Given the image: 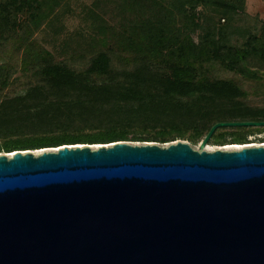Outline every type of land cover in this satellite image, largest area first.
Returning a JSON list of instances; mask_svg holds the SVG:
<instances>
[{"label": "trees", "instance_id": "trees-1", "mask_svg": "<svg viewBox=\"0 0 264 264\" xmlns=\"http://www.w3.org/2000/svg\"><path fill=\"white\" fill-rule=\"evenodd\" d=\"M245 7L246 0H97L86 12L85 68L45 53L24 63L40 82L18 89L10 82L16 70L0 58V154L127 142L132 128L143 134L134 142L195 146L217 124L264 122V102L216 76L264 79V25L241 28ZM59 9V0L1 1L0 50L19 44L33 58L34 30ZM230 129L264 127L219 128L209 144L227 145ZM247 137L241 132L232 144Z\"/></svg>", "mask_w": 264, "mask_h": 264}, {"label": "water", "instance_id": "water-1", "mask_svg": "<svg viewBox=\"0 0 264 264\" xmlns=\"http://www.w3.org/2000/svg\"><path fill=\"white\" fill-rule=\"evenodd\" d=\"M0 154V264H264V145Z\"/></svg>", "mask_w": 264, "mask_h": 264}, {"label": "rangeland", "instance_id": "rangeland-1", "mask_svg": "<svg viewBox=\"0 0 264 264\" xmlns=\"http://www.w3.org/2000/svg\"><path fill=\"white\" fill-rule=\"evenodd\" d=\"M1 1L3 0H0V2ZM96 1L97 0H59L60 9L52 18L51 24H46L39 30H34V35L31 41L36 42L37 46L31 51V54L34 55L33 58H30V56L27 57L25 54L26 50H29V48L26 46H20L19 44H12L6 47L5 50H0V58L5 60L7 67L11 68L12 70H16L10 80V82H17L16 88L18 86V89L23 88V86L31 82H40V80L34 79L30 69H26L24 63L26 62L25 60H27L26 65H28V62L31 60H40V56L44 55L45 53L46 57L43 58L45 60H52L54 63H69L79 69H83L87 66L88 58L86 59V51L84 50L86 49V46L82 44L84 38L83 36L86 32H88V15H86V12L93 6V4L96 3ZM104 19L108 22H112V16L109 14L104 16ZM238 24L243 29L246 27L254 28L257 26L258 28H261L264 25V0H246L245 14H243L242 19ZM216 76L218 78L233 79L236 82H240L250 93L251 100H253V102H264V87H262V85L264 86V79H260L258 82L244 81L241 77L227 73L223 70L216 71ZM124 131L128 137V140H131L127 142L134 144L146 143L133 141L135 138L143 135L142 131L139 129L132 128L126 129ZM121 132H123V130H121ZM241 132L242 134L248 136V144H232V137L235 135L237 136ZM252 132L253 133H251L249 130H227L223 135V140L227 139L228 144L221 146L216 145L217 143L208 144L206 151H233L240 150L243 147L250 145H264V143H261L264 141V129ZM148 134L152 136L151 134L153 133L148 132ZM202 142L203 141L193 146L194 149L199 150ZM188 143L191 144L190 142Z\"/></svg>", "mask_w": 264, "mask_h": 264}, {"label": "bare ground", "instance_id": "bare-ground-1", "mask_svg": "<svg viewBox=\"0 0 264 264\" xmlns=\"http://www.w3.org/2000/svg\"><path fill=\"white\" fill-rule=\"evenodd\" d=\"M254 145H250V146H247V147H253ZM241 150V149H240Z\"/></svg>", "mask_w": 264, "mask_h": 264}]
</instances>
